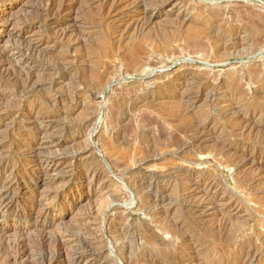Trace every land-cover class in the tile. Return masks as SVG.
<instances>
[{
	"label": "bare ground",
	"instance_id": "1",
	"mask_svg": "<svg viewBox=\"0 0 264 264\" xmlns=\"http://www.w3.org/2000/svg\"><path fill=\"white\" fill-rule=\"evenodd\" d=\"M32 1L0 0V45L4 43L0 47V260L4 264H102L107 258L105 247L108 244L117 243L118 245L120 241L127 240L133 228L123 226L125 223L123 218L122 222L120 220L113 226L112 217L107 214L100 217L99 214L90 211L85 220L89 222L93 217L98 222L101 220L100 233L93 232V227H87V223L61 229L62 220L57 218L55 210L66 206H77L78 202L69 197L72 192L70 183L76 181L84 185H90L93 182L102 183L110 173L114 174L123 181V188L132 190V201L136 200V192L143 193L142 191L148 189L149 200L154 203L150 210L147 207L148 217L157 219L161 217L162 212L156 214L152 211L154 207L163 206L161 199L168 200L164 194L170 187L171 171H164L165 177L161 181L155 179V185L147 182L148 184L140 186L142 181L140 185L135 182L138 175L134 180L130 179L131 182L126 180L125 177L133 176L135 173L132 170L127 172L123 170L124 166L118 159H108L109 165L106 167L96 162L82 160L83 163L76 164L65 160L61 164L57 161L59 149L86 136L88 128L96 121L95 116H89L79 125L64 127L54 133V124L65 114L62 110L77 107L79 96L90 93L97 96L99 86L105 81L108 82L110 78L120 79L144 74L157 67L161 68V71H167L175 64L176 56L180 54H197L204 63L203 69H208L212 67L211 64L225 62L223 61L225 57L237 54L246 46L260 50L264 47V17L255 11L231 17L227 7L207 4V0H47L27 12L22 21L18 22L16 18L14 19L13 7L17 4L29 5ZM226 3V6L231 8L234 2L226 0ZM168 4H172V8L179 10L175 18L177 21L174 22L178 32L183 33L185 29L187 30L185 38L188 40V46H183L182 50L178 49L181 53L172 49L174 44L176 46L174 48H177V44L172 39L173 32L170 28L162 30L160 36L152 34L151 28L155 14L149 11L148 7H154L160 16L163 15V10ZM234 8L239 9V7ZM229 17L231 19L227 20L228 23L232 25L238 22L240 25L234 28L230 24H223V20ZM230 20L235 22H229ZM104 26L106 31H102V37L91 31L93 28ZM250 50L252 52V49ZM188 66H192V62ZM173 73L165 83L159 82L161 84L151 90L146 88L142 102L157 111L159 115L163 114L165 119L173 116L185 122L187 118L183 112L191 110L190 97L195 94H208L213 83V73L206 70L201 73L195 72L189 68ZM161 74L153 78L163 80ZM252 81H261L258 82L261 85L256 91L257 96H260L258 92L264 91V69L262 68L255 67L247 76H240L237 81L233 80L231 85L237 90L242 86L239 93L243 95L244 85H250ZM132 89L126 87L122 94L120 93L122 96L119 99L120 103L123 100L127 102L129 95H133ZM221 89L216 91L214 96L219 95ZM158 95L162 96V99L161 97L158 99ZM236 95L238 93L230 95L231 101L227 102V110L223 111L232 118L236 132L247 137L241 141L242 143L236 145L254 153H264V132L260 136L257 132L263 127L254 123L259 111L249 112L239 106V103L235 101ZM219 105L220 102L215 103V107ZM245 114L248 117L244 118ZM214 122L215 119L206 118L203 122L201 120L196 122L195 124L199 126L194 124L193 128L190 126L193 123L188 126L182 124L179 132L187 139L189 129L195 130L193 135L196 138H189V141L185 139L188 142H179L173 134H169L167 143H164L163 132H160L157 137L153 135L148 146L134 154L131 160L134 163L132 165H136V168L138 166V171L142 166L164 161L165 157H168L163 156L162 151L171 156L172 148L177 150V153L173 152L177 157L184 152L192 153L193 150L197 152L195 155L197 157L207 143L206 134ZM216 129L217 126L214 124L213 130ZM99 132L100 130L97 129L89 136L94 138L100 134ZM120 136L119 132L111 133L109 138L118 139ZM88 147L84 151L74 148L71 152H66L64 157L81 158L92 150ZM219 151L220 153L216 154V158L211 163H202L195 159L190 161V163L208 165V170L200 173L204 179L200 184H196L195 196L207 195L216 187L215 182L209 178L215 170L216 163L226 162V156L235 152L233 155L239 158L243 156L234 149L225 147L224 144ZM26 157H32L33 161L22 165ZM180 162L188 161L180 160ZM232 163L233 161L228 162V164ZM248 165L250 163H236L234 168L244 170ZM65 175L69 176L66 183H64ZM260 176L264 178L261 173L256 175V177ZM164 179L166 183L162 189L159 184L160 182L162 184ZM47 187L54 192L46 195L45 199L42 196L37 198L38 194L45 193ZM107 188H109L108 185ZM23 196H29V201L25 204L26 209L15 210L14 202H21ZM112 197L121 201L124 199L122 195L114 192L111 193ZM48 200L51 207L47 203ZM199 208L200 205L196 207V210ZM51 228H57L54 229L53 234L49 233ZM112 232L116 234L114 239L111 236L114 241L108 238ZM162 232L165 235L173 233L169 223H163ZM9 235H14L15 239L9 240ZM154 242L155 235L150 231L145 243L152 246ZM125 243L124 248H126ZM129 249L130 247L126 250ZM134 259L137 264L141 259L142 262L144 260V264L157 263V260L149 254L142 256L139 254ZM178 262L184 263L182 260Z\"/></svg>",
	"mask_w": 264,
	"mask_h": 264
},
{
	"label": "rangeland",
	"instance_id": "2",
	"mask_svg": "<svg viewBox=\"0 0 264 264\" xmlns=\"http://www.w3.org/2000/svg\"><path fill=\"white\" fill-rule=\"evenodd\" d=\"M46 1L47 0H33L29 5H15L12 12L14 19L16 18L18 22L22 21L27 12ZM229 1L234 2L231 4V8L226 6V0H207V4H217L223 8L227 7L231 17H237L239 14L244 15L248 11H255L258 14L261 13L262 17H264V0ZM235 4H237V6ZM234 7H239V9ZM148 8L149 11L151 10V12L155 14L153 21L156 24L154 22L152 24V34H158L160 36L162 35V30L170 28V31L173 32L172 39L177 44V48H174L176 47L174 44L172 49L178 51V49L182 50L183 46H188V40L185 38L187 30L185 29L183 33L178 32L179 30L176 27V24L174 25V22L177 21L175 18L176 13L179 11L178 9L172 8V4H168L163 10V15L159 16L154 7L152 8V6H150ZM240 8H242V11L246 10V8H249V10L242 13ZM237 10L239 12H237ZM231 12H233V14ZM193 14L195 15V12H193ZM261 14L259 15L261 16ZM231 17L228 19L225 18L223 24L226 23L227 25H231V23H228L227 21L231 19ZM229 22L235 21L230 20ZM239 25L240 23L235 22L232 23L231 26L235 28ZM91 31L94 34L98 33V36L102 37V31H106V26L93 28ZM3 44L4 43H1L0 47H2ZM178 46L180 48H178ZM246 47L244 48L245 50L240 49L237 54L225 57L223 59L225 62L223 63L211 64L212 67H208V69H203L204 63L197 54L177 55L175 64L170 66L167 71H161V68L157 67V69L144 74H137L135 76L120 79L110 78V81L108 80V82L105 81L103 83H107L106 85L102 84V87L99 86L98 90H100H97L96 97L91 93L89 95L85 94V96H79L77 107L75 106L70 109L66 108L62 110L65 114L63 115V118H60L59 121L54 124V133L64 127L79 125L83 122V119L86 120V117L89 116H95L94 118L98 122L95 121L92 123L88 128V134L86 136H83L76 142L59 149L60 153L57 154V161L61 164L65 160L68 163L73 164L89 161L93 163L96 162V164L106 167L109 165L108 159H118L124 166L122 168L123 170L126 172L132 170V172L135 173L133 176L125 177L127 178L126 180L131 182L130 179L134 180L138 175V179L136 178L135 182H138L140 185L142 181L140 186L148 183L155 185L156 180L161 181V179L165 177V173L171 171L169 176L171 179L170 187L168 189L169 193L167 192L164 194L165 198L168 200H160L161 204H163V206L165 205V207L162 205L157 208L154 207L152 211V213L156 214L162 212L160 215L161 217H157V219L148 217L149 210L154 204L149 200L150 192L147 193L148 189L142 191L144 194L136 192V200L134 199V201H132V190L123 188V181L119 180L110 172L109 177L105 178L102 183L93 182L90 185H84L80 181L70 183L72 192L69 197L71 200L78 202L77 206H66L55 210V213L58 216L57 218L62 220L60 226L61 229H69L80 223H87V227H93V232L100 233L101 220L98 222L94 220V217L91 218V221L89 220V222L85 220L91 212L99 214L100 217L104 214L112 217V223L114 222L112 224L113 226H115L114 224H118L120 220L122 222L123 218L126 220H123V223L125 222L123 226L126 225L125 227L133 228L132 232H130L131 234H128L129 237L127 236L126 238L129 241H120L118 245L117 243L108 244V248L105 247L106 249H104V251L107 258H105V261H103L102 264H111L110 262H112V264H137L134 258L139 254H141V256L144 254L153 256L157 260L156 264H180L178 262L180 260L184 262L182 264H264V178L262 176L256 177L258 173L264 175V153H254L253 151L240 147V145L237 146V143H240L247 137L240 132H236V129L233 128L232 118L223 112L224 110H227V102L231 101L229 99L230 95L238 93L235 101L239 103V106L249 112L259 111L254 119V123L263 127L262 130H257L259 136L264 132V91L258 92L260 96H257L256 94V91L259 89L258 87L261 85L258 82L261 81H252L250 85H244L243 90L245 92L243 95L239 93L242 86L237 90L231 85L233 80L237 81L240 76H247L251 70L255 69V67L264 69V47L261 48L262 50H256L250 48V46ZM250 49H252L254 54H251L252 52ZM178 53L181 52L178 51ZM191 62L192 66H188ZM188 68L190 70L193 69L195 72L200 71V73L205 70L211 71L213 73V83H211V89L208 91V94H195L190 97V101H188L192 102V107L190 108L191 110L183 112V115L187 118L185 122L177 117L174 118L173 116V118L171 117L172 119H165L166 117L163 114L160 113V116L157 111H154V109L149 108L147 104L142 102L144 90L146 88L148 90L154 89L159 84L165 83L171 73L180 70H187ZM159 74L164 78L163 80H158L159 78H156L157 80H155L153 78ZM126 87L133 88V95H129L127 102L126 100L121 101L122 103L124 102L122 104L119 99L122 97L121 94ZM219 89H221L220 94L214 96V93L219 91ZM160 97L162 99V96H159L158 99H160ZM179 100L180 99L178 98V101ZM216 102H220V105L217 107H215ZM190 104L191 103H189V106H191ZM246 117L248 116L245 114L244 118ZM206 118L215 119V122L211 124L210 130L205 138L207 143L203 146L204 149L197 157H195V155H197L195 150H193L192 153L184 152L177 157L175 156L177 150L175 151L174 148H172V152H170L172 153L171 156L167 154V152L162 151V155L164 154L163 156L168 157H165L164 161H158V163L156 162L148 164L147 166H142L138 171V166L136 168V165H132L134 163H132L131 160L134 154L144 150L149 142H151L150 139L153 138V135L157 137L160 132H163L164 143H167L169 134H173L179 142H188L189 138H196L195 135H193L195 130H192V128L195 127V125L199 126L200 122L199 124L195 123L200 120L203 122ZM113 120H115V122ZM112 122L113 124H111ZM182 124L185 126L195 124L194 126L190 125L192 128L189 126L191 129H189L188 139L179 132ZM214 124L217 126L216 130H213ZM44 126L46 125L44 124ZM97 129L100 130V134L91 138L89 134ZM118 132L121 133V136L118 139L109 138L111 133L114 134ZM137 132H139V134H137ZM135 136L138 137L136 138ZM222 144H224L225 147L228 146V148H232L241 153L243 155L242 158L233 155L236 153L235 152L226 156V162L219 164L216 163L214 167L215 170H213L210 174L211 177H209L215 182L216 187L207 195L199 194L195 196L196 184H200L204 179L200 176V173L208 170V165H199L192 162L191 164L190 161L195 159L202 163H211L216 158V154L220 153L219 150L222 149ZM88 146L92 150L81 158L72 159L71 157H64L66 152H71L74 148L84 151ZM181 156L183 158H181ZM185 159L189 163L180 162V160L186 161ZM81 160L83 162H81ZM32 161V157H26L22 161V165L29 164V162ZM231 161H233V163L228 164V162ZM236 163H250V165L244 170H237L234 168ZM253 174L255 176H253ZM182 175H188L189 177L187 178V176L184 177ZM68 180L69 176L65 175L64 183ZM164 183H166L165 179L162 184L160 182L161 185L159 184V187L163 189ZM107 185L109 188H107ZM47 188L48 189L45 190V193L43 195L38 194L37 198L42 196L45 199V197H47L46 195L54 192L53 190H49V187ZM112 192L117 195H122L124 197L123 201L114 199L113 197L111 198ZM142 194L145 196L143 197ZM28 201L29 196H23L21 202H14L13 208L15 210L23 211L26 209L25 204ZM47 203H49V207H51L49 200ZM198 205H200V208L196 210ZM147 207L149 209L148 211ZM164 208L166 213L164 212ZM165 222L167 224L169 223L170 228L173 231L171 235H165L162 232V226ZM54 229L55 228H51L49 233L51 232V234H53L57 228ZM134 229H138L139 231ZM150 231L155 235V242L152 243V246L146 245L145 243ZM175 234L177 237H175ZM109 236V240H113L114 237H116V234H113L112 232ZM8 239L14 240L15 236L9 235ZM124 243L126 248H124ZM129 247L131 251L130 249L126 250ZM2 262L3 261L0 260V264H4V262ZM139 262V264H144V260L142 262V259L139 260Z\"/></svg>",
	"mask_w": 264,
	"mask_h": 264
}]
</instances>
